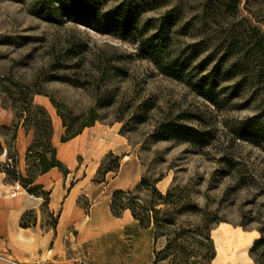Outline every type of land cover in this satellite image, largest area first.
Segmentation results:
<instances>
[{"label":"rangeland","instance_id":"rangeland-1","mask_svg":"<svg viewBox=\"0 0 264 264\" xmlns=\"http://www.w3.org/2000/svg\"><path fill=\"white\" fill-rule=\"evenodd\" d=\"M34 1L0 0V162L23 177L35 174L27 158L33 131L14 118L9 99L25 108L22 93H29L50 119L63 167L47 175L45 188L35 179L41 197L0 173V264H153L169 239L192 242L193 256H201L206 248L196 242L205 246L206 233L215 264L229 239L238 246L264 238V143L238 137L246 120L264 126V0H86L133 24L137 33L125 38L37 18ZM153 36L156 63L139 48ZM170 68L181 79L163 73ZM51 100L72 130L93 111V126L107 136L90 132L61 143L69 136ZM170 121L206 133L205 144L162 140L159 129ZM116 136L120 149L102 153ZM115 156H132L136 166L120 160L105 173ZM143 178L148 190H135ZM152 183L173 203L155 207L158 228L140 227L129 211L112 216L115 186L148 204ZM19 192L39 198L37 208L18 216ZM184 207L199 211L181 213ZM251 246L247 264H255Z\"/></svg>","mask_w":264,"mask_h":264},{"label":"trees","instance_id":"trees-1","mask_svg":"<svg viewBox=\"0 0 264 264\" xmlns=\"http://www.w3.org/2000/svg\"><path fill=\"white\" fill-rule=\"evenodd\" d=\"M31 11L34 16L45 21L56 22L57 17H59L67 22L88 27L100 34H110L117 31V35L120 38H125L131 34L137 33L133 24L128 22L122 23L116 18L102 14L93 3L86 0H35L32 4ZM159 35H164V32L161 31ZM155 38L156 37L153 36L148 40L142 41L139 48L143 54L147 55V57L156 63L159 46H151ZM163 73L176 80L181 79L180 72L172 68L163 70ZM2 80L5 79L3 78ZM22 94L26 95L25 108H17L14 100L12 98L9 99L12 101L11 108L14 113V118L17 119V121L22 119L23 126L33 131L35 140L28 149L27 158L33 160L35 174L32 175L27 173V175L23 177L16 171L14 166H9V164H4L2 162H0V173L4 172L12 181L20 183L29 194L41 197L45 194L43 192L41 194H35V191L42 189V186L34 184L35 179L51 169H61L63 166L56 159V149L51 144L52 127L47 113L42 107L33 104L30 96L31 94ZM51 104L56 109L57 116L61 119L64 133L69 136L68 138H61V143H65L69 139L78 136L84 128L93 126L94 122L97 120L96 114L91 111V116L88 121L72 130V126L67 123L61 114L62 105L52 100ZM16 129L17 127L13 126V132L10 138L11 143L15 139ZM159 131L160 138L165 141L185 142L195 146H203L207 139L206 133L175 121H170L161 125ZM238 137L264 143V126L260 125L259 129H256L255 124H252L250 120H246L241 124L238 130ZM40 140H42V142H39ZM1 152L2 147L0 146V154ZM109 156L113 157L111 152ZM120 160L121 159L115 156L114 168H105V173L117 171ZM148 185L149 182L143 178L140 180L135 190H148ZM149 193L153 200L148 204H141L133 197L132 191L115 190L111 195L109 204L110 213L112 216L118 218L125 211H129L132 219L138 222L140 227L148 228L150 224H153L155 228H158L160 220L156 218V215L161 211L155 207L158 205L171 206L173 203L168 202L170 192L162 195L156 190L154 183L151 184ZM179 211L181 213L185 211L198 212L199 209L196 207H184ZM25 214L21 217V221ZM167 214L168 212H165V215ZM204 229L207 231V225ZM203 239L206 241V245L204 246L202 241H198L196 242V246H198V249L202 247L206 248L207 252L201 254L199 257L193 256V250L190 248L192 242H187V240L183 239L179 241L178 239H169L163 249L155 252L153 264H157L161 261H168L169 264H209L213 260L215 254L208 233L203 234ZM248 253L255 264H264V238L261 237L259 240L254 241Z\"/></svg>","mask_w":264,"mask_h":264},{"label":"crops","instance_id":"crops-1","mask_svg":"<svg viewBox=\"0 0 264 264\" xmlns=\"http://www.w3.org/2000/svg\"><path fill=\"white\" fill-rule=\"evenodd\" d=\"M85 132L83 131L81 134H79L77 137H81L82 135H84L85 133H90V132H103L105 133V137L107 136V132H105V130H103L102 128H98V127H90V128H85L84 129ZM87 131V132H86ZM121 143V140L119 137L116 136V138L113 139H107L105 140V149L103 150L102 153H108V152H112L115 153V151L117 149H120V146L118 144ZM119 154L123 155L124 151H119ZM125 159H128L129 162H131V165H133V168L136 166V161L134 160V158L132 156L129 157H122L121 159V163L124 162ZM53 169H51L50 171H48L47 173L41 175L38 177L37 182L42 185L44 188L47 186V182H46V177L47 175L52 171ZM120 170L122 171V164L120 167ZM0 183H1V178H0ZM3 186V185H1ZM114 190H119V189H124L123 187L120 186H115L113 188ZM3 190H1L2 192ZM15 199H14V204L17 206V215L19 216L20 214L24 213L27 210L30 209H35L37 208V206L39 205V198H34L31 200V198L27 195V198L24 196L23 193L19 192L17 194H15ZM56 207V200L52 203L51 205V210H54Z\"/></svg>","mask_w":264,"mask_h":264},{"label":"bare ground","instance_id":"bare-ground-1","mask_svg":"<svg viewBox=\"0 0 264 264\" xmlns=\"http://www.w3.org/2000/svg\"><path fill=\"white\" fill-rule=\"evenodd\" d=\"M62 224V223H61ZM255 241V237H249L242 241V244L233 246L231 239L226 242L224 249L218 252L219 259L215 264H247L245 249ZM217 250V248H215Z\"/></svg>","mask_w":264,"mask_h":264},{"label":"built area","instance_id":"built-area-1","mask_svg":"<svg viewBox=\"0 0 264 264\" xmlns=\"http://www.w3.org/2000/svg\"><path fill=\"white\" fill-rule=\"evenodd\" d=\"M19 189V186L18 185H16L15 186V191H17Z\"/></svg>","mask_w":264,"mask_h":264}]
</instances>
